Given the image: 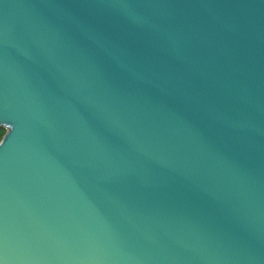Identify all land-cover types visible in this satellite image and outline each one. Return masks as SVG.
<instances>
[{
  "label": "water",
  "instance_id": "95a60500",
  "mask_svg": "<svg viewBox=\"0 0 264 264\" xmlns=\"http://www.w3.org/2000/svg\"><path fill=\"white\" fill-rule=\"evenodd\" d=\"M1 127L0 264H264V0H0Z\"/></svg>",
  "mask_w": 264,
  "mask_h": 264
},
{
  "label": "snow or ice",
  "instance_id": "6c2138e0",
  "mask_svg": "<svg viewBox=\"0 0 264 264\" xmlns=\"http://www.w3.org/2000/svg\"><path fill=\"white\" fill-rule=\"evenodd\" d=\"M74 6L82 5L89 0H69ZM61 25L67 45L70 48L77 49L94 61L97 75H103V46L99 45L95 38L93 30L94 21L79 20L73 18L67 22H57ZM196 113L194 112V116ZM262 249H264V240H262Z\"/></svg>",
  "mask_w": 264,
  "mask_h": 264
},
{
  "label": "trees",
  "instance_id": "16d2710c",
  "mask_svg": "<svg viewBox=\"0 0 264 264\" xmlns=\"http://www.w3.org/2000/svg\"><path fill=\"white\" fill-rule=\"evenodd\" d=\"M5 133H6V130L1 127L0 128V142H1L2 138H3V136L5 135Z\"/></svg>",
  "mask_w": 264,
  "mask_h": 264
}]
</instances>
